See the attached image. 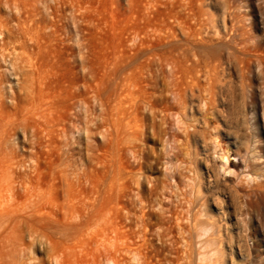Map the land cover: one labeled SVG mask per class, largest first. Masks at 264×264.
I'll return each instance as SVG.
<instances>
[{
	"label": "bare ground",
	"instance_id": "6f19581e",
	"mask_svg": "<svg viewBox=\"0 0 264 264\" xmlns=\"http://www.w3.org/2000/svg\"><path fill=\"white\" fill-rule=\"evenodd\" d=\"M227 12L232 19L230 24L227 14L220 23L203 7L194 11V25L178 13L174 14L176 20L165 25L161 41L153 48L140 49L121 67L125 69L138 64L148 54L161 55L169 67L164 70L169 97L161 105L163 117L158 126L164 141V150L159 154L164 177L156 184V189L160 188L161 192L153 202L143 198L146 159L149 156L144 143L150 139L149 133H146L148 112L156 107L150 92L141 87L134 97L132 127L125 115H115L113 123L116 127L115 139L119 138L121 144L126 143L127 134L130 136L129 129H134L130 137L133 140L131 149H128L135 159L133 178L138 194L136 203L140 205L134 212L140 211L139 217L156 216L163 228L159 232L161 239L174 236L182 254L177 260H170V264H226L223 255L227 249H248L245 243H239L234 237L243 236L240 226L248 224L249 211L264 195V42L252 34L235 8L228 7ZM6 24L4 21V26L12 32ZM136 30V35L141 37V30ZM41 44L38 42L40 48ZM2 51L3 56L10 59L5 58V66L0 65V133H5L3 129L10 120L37 123L36 117L38 120L39 117L46 119L44 122L53 129L57 123L48 117L49 109H45L47 105L44 106L42 91L36 90L43 76L41 68L35 63L36 52L25 48L21 56L22 50L10 37ZM19 58L24 64L21 67ZM118 67L112 77L109 75L112 88L103 92V108L107 112L108 123L111 108L114 111L120 109L118 99L127 91L125 81L119 84L122 70H117ZM17 68L20 70L18 74L23 77L18 83L22 84L19 86L24 98L20 100L13 88V110L6 105V87L2 89L1 85H4L6 72L11 73L12 78V74L18 76L14 71ZM232 69L242 76L243 105L246 106L247 98L253 106L250 138L237 134L234 140L228 123L229 113H225L223 93L233 83ZM251 76L258 83H254ZM9 85L13 86L12 81ZM110 95H113V106ZM81 103L85 105L84 100ZM232 144L237 145L239 162L243 163L241 170L234 167L237 163L231 158ZM1 149L0 144V264H37L34 256L29 255L31 245L27 240L38 236L43 237V241L44 237L48 240L49 252L46 251L55 264H103L98 255L113 264H159L148 256L142 244L126 233L125 224L119 218L118 209L126 207L118 201L119 194L125 191L122 182L119 186H102L97 191L90 189L91 186L86 187L88 184L79 189L73 181L75 179L72 180L69 160L63 156L52 160L51 175L44 178V172L37 163L32 167L35 170L29 167L38 171L35 172L37 175L29 170L18 172L16 166H25L23 159L21 162L17 155L2 152ZM119 156L120 164L124 166V149H120ZM58 178L60 185L56 183ZM58 187L63 189L62 199L54 195L58 193L54 192ZM93 193L97 196L93 197ZM149 205H157L158 209L147 212ZM166 213L169 214L167 220ZM238 213L244 217L241 218ZM167 222L170 224L166 227ZM228 234L229 240L226 238ZM144 239L149 238L144 235ZM261 241H258V248L263 246ZM168 248L163 243L162 249Z\"/></svg>",
	"mask_w": 264,
	"mask_h": 264
},
{
	"label": "rangeland",
	"instance_id": "374dc122",
	"mask_svg": "<svg viewBox=\"0 0 264 264\" xmlns=\"http://www.w3.org/2000/svg\"><path fill=\"white\" fill-rule=\"evenodd\" d=\"M200 7L207 10L216 21L220 20V23L227 14L226 19L229 24L232 19L228 17V7L235 8L252 34L260 37L264 42V0H0V65L3 67L6 63L7 57L3 56L2 48L5 42L7 43L8 37L17 43L19 50L23 51L27 48L36 52L35 63L43 73L42 81L36 86V90L42 91L45 97L44 106L47 105L45 109H49L48 117L50 116L49 118L57 123V126L50 129L49 124L44 122L46 119L43 120L42 117H39L41 122L36 117L37 123L10 120L6 129H3L6 134L0 133L1 151L17 155L21 162L23 159L22 163L26 167L16 166L18 172L29 170L31 174L37 175L38 171L32 170L37 163L44 172L42 173L44 178L50 177L53 161L63 156L69 160L67 163L72 180L75 179L73 181L79 189L85 188L84 186L88 184L86 187L91 186L90 189L97 191L102 186H110V184L119 186L122 182L125 191L119 194L118 201L124 203L126 207L118 209L119 218L126 226H124L126 233L142 244L148 256L159 264H170V260H177L182 251L177 247L173 235H168L164 239L166 242H163L164 240L159 236L163 228L160 227L156 216L139 217L140 211L135 214L134 210L139 209L140 205L136 203L138 194L133 178L135 159L129 150L133 141L130 137L134 134H131L134 130L131 128L134 123L131 119L134 112V97L142 87L150 92L152 100L156 102V107L152 110L153 114L148 112L150 119L148 117V127H145L148 128L146 133H149L150 139L144 143L149 156L146 159L143 198L144 200L149 198L153 202L161 192L160 188L156 189V184L164 177V166L159 156L164 150V141H162L163 135L159 134L158 126L162 123L163 117L161 105L169 97L164 75V70L168 66L161 55L148 54L138 64L135 63L125 69L121 67L140 49L156 46L162 39L165 25L175 22L174 14L178 13L186 22L194 25L193 13ZM4 21L12 32L4 26ZM136 29L141 30L142 38L136 35ZM37 41L42 43L41 48ZM22 51L21 56L24 55ZM19 60L18 64L21 67L24 64L20 58ZM116 67L117 70H122L119 84L122 81V83L126 82L124 85L127 91L126 94L120 92L121 98L123 97L118 99L120 109H115L118 110L115 114L114 109L111 108L110 123H108L107 112L103 108L105 107L103 92L107 88H112L111 77ZM19 69L14 70L16 74L20 72ZM230 73L233 83L230 87L227 86L223 93L225 113H229L228 123L231 125L234 140L237 134H245L250 138L252 135L250 123L254 121L251 111L253 106H250L251 102L247 98L246 106L243 105L245 97H243L240 73L234 69ZM6 74L3 78L4 85L1 86L2 89L6 87L4 88L7 96L6 105L14 110L12 90L13 88L17 90L18 98L23 100L24 92L20 91L22 87L18 83L23 77L20 74L18 76L12 74V78L11 73L6 72ZM251 80L258 83L253 76ZM11 81L13 86L9 85ZM110 96V104H112L113 95ZM46 97L48 101L50 100L49 103ZM115 115L120 117L125 115L128 121H131L130 136L126 135L125 144H121L119 138L115 139L116 127L113 123ZM163 126L168 127L166 124ZM56 127L58 130L55 129ZM230 146L232 148L230 152L233 154L231 158L237 163L234 167L241 170L243 163L239 162L237 145ZM119 148L124 149V166L120 164ZM242 148L244 149L243 145ZM262 166L264 173V162ZM56 183L60 185L61 180L56 179ZM59 188L54 190L58 193H53L57 198L62 199L63 189ZM92 196L96 197L97 193H93ZM241 199L240 197L239 200ZM146 209L147 212H151L158 209V206L149 205ZM238 215L244 217L239 213ZM168 217L169 214L166 213L165 219L167 220ZM247 223L240 226L243 236L240 238L235 236L234 239L239 243H245L248 249L236 248L233 251L227 249L223 255L226 264H264V241H261L264 237V195L257 201L255 208L249 211ZM166 224L167 227L170 223ZM144 235L149 239L145 240ZM41 238L39 236L28 238L27 242L31 245L29 255L34 256L37 264L48 262L55 264L48 253V240L46 237L44 241ZM226 238L229 240L230 235L228 234ZM258 241L263 244L260 248L257 247ZM163 243L169 248L162 249ZM103 258L104 256L98 255L101 263L104 261L103 264H113Z\"/></svg>",
	"mask_w": 264,
	"mask_h": 264
}]
</instances>
